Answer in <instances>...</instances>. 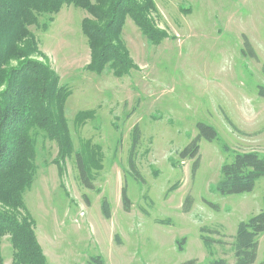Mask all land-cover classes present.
<instances>
[{
  "label": "rangeland",
  "instance_id": "1",
  "mask_svg": "<svg viewBox=\"0 0 264 264\" xmlns=\"http://www.w3.org/2000/svg\"><path fill=\"white\" fill-rule=\"evenodd\" d=\"M152 2L150 16L165 37L151 43L127 17L117 43L129 49L134 65L121 76L109 66L101 73L86 68L85 9L64 5L52 19L42 14L29 27L38 46L30 57L48 63L68 92L64 112L56 103L49 108L68 134L66 146L71 141L68 153L62 157L57 140L32 130L37 171L24 201L46 264H207L217 257L234 263L239 223L264 207V176L250 192L216 189L222 165L236 152L264 153V0ZM244 36L257 59L243 53ZM199 122L213 125L218 135L201 140L194 171V159H181L179 152L197 135ZM136 124L141 139L135 160L144 181L128 165ZM76 152L87 161L94 189L82 182ZM189 194L194 203L185 212ZM104 197L110 218L102 212ZM1 250L4 264H11L10 236ZM261 263L264 233L253 264Z\"/></svg>",
  "mask_w": 264,
  "mask_h": 264
},
{
  "label": "trees",
  "instance_id": "2",
  "mask_svg": "<svg viewBox=\"0 0 264 264\" xmlns=\"http://www.w3.org/2000/svg\"><path fill=\"white\" fill-rule=\"evenodd\" d=\"M69 4L83 8L89 14L82 20L91 53L86 66L88 70L101 73L109 66L121 76L134 65L129 49L117 43L121 42L127 17L132 18L151 43L158 44L165 37V32L156 29L150 16V11L156 10L152 0L145 3L142 0H0V85H4L0 91V264H4L1 245L5 236H10L13 247L11 264H46L45 253L35 232V221L27 213L24 201V193L31 187L37 171L32 130L41 129L48 137L57 140L62 157L68 153L71 149V141L70 147L66 146L68 134L58 129V120L51 116L49 109L56 103L64 112L68 92L59 86L60 77L48 63L30 57L38 53V46L29 27L39 24L40 15L50 14L52 19ZM43 27L48 28L47 24ZM244 37L243 53L257 59L252 43L247 36ZM262 68L264 74V65ZM259 93L264 96L263 86L259 87ZM63 116L61 114V118ZM226 119L234 126L229 117ZM197 130V135L179 152L181 159H194V171L199 165L201 140L213 141L218 135L213 125L204 122L197 124ZM140 139L141 129L136 124L128 165L135 178L144 181L135 160ZM76 161L82 182L87 188L94 189L82 152H76ZM263 176L264 153L238 151L232 161L222 165L216 189L223 195L250 192ZM205 202L218 207L208 200ZM193 203V196L187 195L183 210L190 211ZM122 204L126 212L130 211L132 202L126 185L122 187ZM102 212L106 218L112 215L106 197L102 199ZM263 233L264 207L247 221L239 223L233 236L234 263L225 257H217L207 264L255 263L259 236ZM179 247L182 249L183 239L179 241ZM186 264H195V260Z\"/></svg>",
  "mask_w": 264,
  "mask_h": 264
}]
</instances>
